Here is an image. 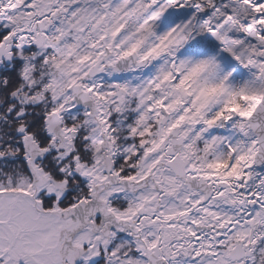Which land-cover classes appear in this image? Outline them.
I'll return each instance as SVG.
<instances>
[{
    "label": "snow or ice",
    "instance_id": "6c2138e0",
    "mask_svg": "<svg viewBox=\"0 0 264 264\" xmlns=\"http://www.w3.org/2000/svg\"><path fill=\"white\" fill-rule=\"evenodd\" d=\"M0 264H264V0H0Z\"/></svg>",
    "mask_w": 264,
    "mask_h": 264
}]
</instances>
